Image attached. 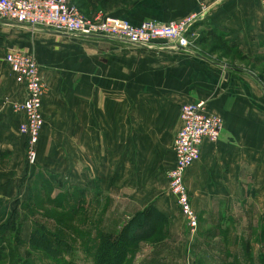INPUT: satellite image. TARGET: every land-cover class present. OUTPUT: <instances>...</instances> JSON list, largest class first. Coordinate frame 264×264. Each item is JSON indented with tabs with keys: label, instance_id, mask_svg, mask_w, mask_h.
Segmentation results:
<instances>
[{
	"label": "crops",
	"instance_id": "0c3cea01",
	"mask_svg": "<svg viewBox=\"0 0 264 264\" xmlns=\"http://www.w3.org/2000/svg\"><path fill=\"white\" fill-rule=\"evenodd\" d=\"M201 7L206 12L189 39L198 30L215 28L249 59L264 56V0H138L107 15L134 25L168 23ZM193 45L181 51L151 49L1 22L0 152L10 155L0 154V197L31 187L38 169L26 164L19 133L24 118L14 109L23 102L25 87L5 62L9 51L21 50L40 65L46 88L38 167L62 173L68 201L73 191L81 203L90 193L105 195L100 224L111 229L108 234L119 233L124 222L153 207L170 225L169 240H178L183 218L168 192L167 174L175 165L181 107L205 101L209 113L223 119L224 129L216 144H202L187 178L200 231L234 224L245 232L253 225L254 239L264 238V77L253 80L243 70L223 67ZM57 60L62 68H54ZM203 238L199 233L195 239L201 252Z\"/></svg>",
	"mask_w": 264,
	"mask_h": 264
},
{
	"label": "rangeland",
	"instance_id": "374dc122",
	"mask_svg": "<svg viewBox=\"0 0 264 264\" xmlns=\"http://www.w3.org/2000/svg\"><path fill=\"white\" fill-rule=\"evenodd\" d=\"M200 32L202 31L198 30L190 37L191 45L195 44ZM194 48L201 54L204 53L207 58L215 59L223 67L227 68L232 65L243 70L253 80L260 77L259 70L254 71L252 63L247 64L239 59H222L219 54L211 56L209 47ZM64 63H68L65 67L68 68L69 62ZM54 64V68H62L64 65L59 60ZM73 71L75 68L70 72L73 73ZM66 72H69V69ZM257 81L262 86L259 80ZM5 161L4 164H7V159ZM58 163L61 166L62 163ZM35 168L38 169H35V181L31 187L22 188L19 193L8 197L9 199L0 197L3 202H6L0 203V226L5 221L7 224L8 221L16 223L14 229L6 226L7 231L0 227V264H94L93 257L100 239L111 231V229H106L105 225L100 224L102 219L100 210L105 204V195L101 198V196L95 197L90 193L81 203L79 194L73 191L71 201H68V196L65 199L63 197V191L67 190V186H63L62 173L55 174L56 181L52 182L49 176L42 173L43 169L38 167V164ZM40 175L43 177L41 180L44 179L47 182L46 186L40 187V181H38ZM36 189L40 191V197L36 195L38 192ZM31 195L32 197L34 195L32 200H30ZM5 208L8 209L7 218L1 214V210ZM163 221V224H157L156 228L153 227L155 231L149 229L150 227L147 231L143 229L145 233L140 235L141 238L145 236L146 240L139 241L140 247L136 246V243L125 248L122 256L125 257L123 264H264L261 262V260L264 261V238L254 239L253 225L248 226L244 232L241 225L234 224L203 226L200 231L199 224L198 229L192 234L183 218L178 240L174 241L169 240L171 239L170 225L165 220ZM36 224L44 225L46 231L54 234L55 242H47L40 232L36 235L38 239L33 240L32 231L36 228ZM125 225L124 222L121 227ZM112 226L120 227L117 224ZM206 230L214 237L213 239L212 236L206 237ZM139 232L142 230L136 231V233ZM229 232L235 235L231 240L227 239ZM199 233L205 238L203 242L200 241L204 247L203 253L197 250L199 245L195 241ZM114 251L119 257L118 248L115 247Z\"/></svg>",
	"mask_w": 264,
	"mask_h": 264
},
{
	"label": "built area",
	"instance_id": "2783aa9c",
	"mask_svg": "<svg viewBox=\"0 0 264 264\" xmlns=\"http://www.w3.org/2000/svg\"><path fill=\"white\" fill-rule=\"evenodd\" d=\"M224 0H216L221 3ZM198 13L168 23L146 20L137 25L128 20L102 13L90 19L85 17L72 0H0V23L5 22L33 30H46L74 38H104L144 48L188 50L189 34ZM5 62L18 82L25 87L23 102L14 105L23 114L19 133L25 138V159L29 167L38 164V144L44 128L43 96L45 84L40 65L34 56L21 50H11ZM181 128L176 134L173 150L175 165L168 172V192L174 198L190 233L199 227V218L193 209L187 186L189 170L201 158L205 141L216 144L224 129L223 119L209 113L205 101L187 103L181 107Z\"/></svg>",
	"mask_w": 264,
	"mask_h": 264
},
{
	"label": "trees",
	"instance_id": "16d2710c",
	"mask_svg": "<svg viewBox=\"0 0 264 264\" xmlns=\"http://www.w3.org/2000/svg\"><path fill=\"white\" fill-rule=\"evenodd\" d=\"M134 1L138 0H72V2L78 7L81 13L87 18H94L97 14L102 13L107 15V13L112 12L120 7H129ZM195 26V25H194ZM228 35L226 33L220 32L215 28H208L207 30H202L199 34V38L195 41V45L199 47H209L210 55H217L219 54L222 59H239L240 61L253 64L254 71L259 70L260 78L264 77V56L262 57H255L253 59H249L248 57L244 56L239 46L234 40H228ZM232 66V65H231ZM234 67V66H232ZM26 147V146H25ZM2 157H8L10 152H0ZM45 176H49L50 181L55 182L56 176L54 173L51 172H42ZM42 175L38 177V181L41 186H46L47 182L43 179L41 180ZM49 181V183H50ZM37 196L40 197V191L36 189ZM34 197V195H33ZM32 195L30 196V200L33 199ZM5 202V201H4ZM3 200L0 199V203H4ZM6 203V202H5ZM38 205V204H37ZM79 210V208H77ZM8 209H2L1 214L3 217H8L7 213ZM4 220V218H2ZM163 220L167 222L166 217L161 214L156 208H149L143 212L137 213L131 220H129L124 227L120 230L117 234H107L103 236L98 244L97 250L94 253V264H123V252L125 248L129 247L131 244H136V246L140 247V242L145 241V236L141 238L140 234H144V230L147 231V228L155 231L157 224H163ZM156 222V224H155ZM16 224V223H15ZM15 224L13 221H5L0 227L4 228L7 231L6 226L14 229ZM153 224V226H152ZM44 225H37L34 231H32V239H38L36 235L41 233L40 235L44 237L47 242L54 243V234H51L49 231L45 230ZM144 229V230H143ZM137 230H142V232L136 233ZM151 231V232H153ZM154 234V233H153ZM140 241V242H139ZM118 248L119 250V257L116 255V251L114 248ZM248 247V246H247ZM246 247V248H247ZM129 254V253H127ZM263 263L264 261L261 260Z\"/></svg>",
	"mask_w": 264,
	"mask_h": 264
}]
</instances>
